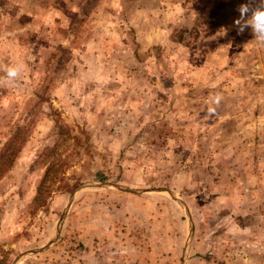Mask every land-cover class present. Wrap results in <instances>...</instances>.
<instances>
[{
    "label": "rangeland",
    "instance_id": "obj_1",
    "mask_svg": "<svg viewBox=\"0 0 264 264\" xmlns=\"http://www.w3.org/2000/svg\"><path fill=\"white\" fill-rule=\"evenodd\" d=\"M247 2L0 0V264H264Z\"/></svg>",
    "mask_w": 264,
    "mask_h": 264
},
{
    "label": "clouds",
    "instance_id": "obj_2",
    "mask_svg": "<svg viewBox=\"0 0 264 264\" xmlns=\"http://www.w3.org/2000/svg\"><path fill=\"white\" fill-rule=\"evenodd\" d=\"M239 13L233 21L238 34H242L245 30L250 29L254 34V41L260 46H264V0H248L247 3L240 4L237 8ZM4 73L0 78V85H14L20 79L25 71L23 63L6 65L0 68ZM221 96L217 95L213 99V104L219 105ZM208 114H215V107H209Z\"/></svg>",
    "mask_w": 264,
    "mask_h": 264
},
{
    "label": "trees",
    "instance_id": "obj_3",
    "mask_svg": "<svg viewBox=\"0 0 264 264\" xmlns=\"http://www.w3.org/2000/svg\"><path fill=\"white\" fill-rule=\"evenodd\" d=\"M1 153L6 154V150H3Z\"/></svg>",
    "mask_w": 264,
    "mask_h": 264
}]
</instances>
